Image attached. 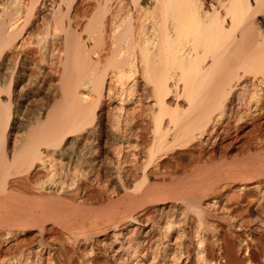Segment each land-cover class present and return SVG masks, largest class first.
Masks as SVG:
<instances>
[{"label": "bare ground", "instance_id": "6f19581e", "mask_svg": "<svg viewBox=\"0 0 264 264\" xmlns=\"http://www.w3.org/2000/svg\"><path fill=\"white\" fill-rule=\"evenodd\" d=\"M0 264H264V0H0Z\"/></svg>", "mask_w": 264, "mask_h": 264}, {"label": "rangeland", "instance_id": "374dc122", "mask_svg": "<svg viewBox=\"0 0 264 264\" xmlns=\"http://www.w3.org/2000/svg\"><path fill=\"white\" fill-rule=\"evenodd\" d=\"M222 156H223V157H222ZM222 156H219V155L216 156V157L219 159V163H216V162L218 161L216 157H215V160H217V161L214 160V161H212V162H210V163H212L213 165H217V164L219 165V164H221V162L223 161V160L220 161L221 159H224V158H225V160H226V156H225V157H224V155H222ZM225 160H224V161H225ZM229 160H231V159H229ZM224 161H223V162H224ZM207 164H208V163H207ZM212 164H211V165H212ZM187 175H188V174H187ZM183 176H184V175H183ZM157 213H158V212H157ZM157 213H155L156 216H157L156 218L159 217L157 220H161V218H160L161 216H162V219L165 217V216H164L165 214H164L163 212H161L162 214H161V213H158L159 215H158ZM163 214H164V215H163ZM163 216H164V217H163Z\"/></svg>", "mask_w": 264, "mask_h": 264}]
</instances>
